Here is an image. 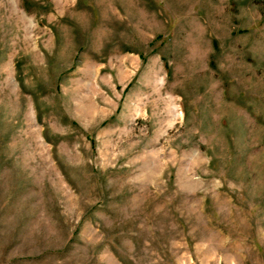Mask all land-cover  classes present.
<instances>
[{"label": "rangeland", "instance_id": "374dc122", "mask_svg": "<svg viewBox=\"0 0 264 264\" xmlns=\"http://www.w3.org/2000/svg\"><path fill=\"white\" fill-rule=\"evenodd\" d=\"M0 264H264V0H0Z\"/></svg>", "mask_w": 264, "mask_h": 264}]
</instances>
